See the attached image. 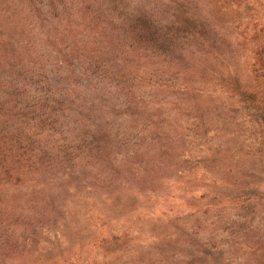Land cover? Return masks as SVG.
<instances>
[{
    "label": "rangeland",
    "instance_id": "obj_1",
    "mask_svg": "<svg viewBox=\"0 0 264 264\" xmlns=\"http://www.w3.org/2000/svg\"><path fill=\"white\" fill-rule=\"evenodd\" d=\"M198 2L223 61L130 55L185 0H0V264H264V0Z\"/></svg>",
    "mask_w": 264,
    "mask_h": 264
},
{
    "label": "trees",
    "instance_id": "obj_2",
    "mask_svg": "<svg viewBox=\"0 0 264 264\" xmlns=\"http://www.w3.org/2000/svg\"><path fill=\"white\" fill-rule=\"evenodd\" d=\"M185 2V4L181 3L180 10L170 22L163 21V17L155 14L151 9L145 8V6L141 7L135 23L129 27L128 48L130 55L136 53V50L146 54V47L160 48L165 45L169 54L176 52L180 55L202 53L223 61L224 56L221 52L223 38L219 32L220 27L213 19L201 14L198 0H185ZM173 24L176 25L175 28L172 27ZM181 33L186 34L183 36ZM20 42L19 38L8 28L0 26V67L10 68L18 62L31 59L27 48L28 42L24 45L26 48ZM139 43H143V46L141 47ZM81 51L78 50L73 56L84 59ZM107 54L108 51H105L101 53V56ZM70 56L68 60H70ZM91 62L94 61L89 60V63ZM183 97H192V95L190 91L186 90ZM199 121L203 122L204 119L199 118Z\"/></svg>",
    "mask_w": 264,
    "mask_h": 264
}]
</instances>
